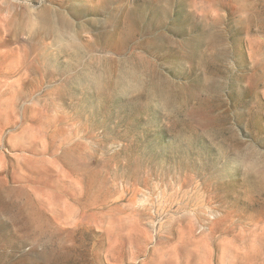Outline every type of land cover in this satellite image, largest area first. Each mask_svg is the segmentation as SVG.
Here are the masks:
<instances>
[{"label": "rangeland", "instance_id": "obj_1", "mask_svg": "<svg viewBox=\"0 0 264 264\" xmlns=\"http://www.w3.org/2000/svg\"><path fill=\"white\" fill-rule=\"evenodd\" d=\"M0 264H264V0H0Z\"/></svg>", "mask_w": 264, "mask_h": 264}]
</instances>
